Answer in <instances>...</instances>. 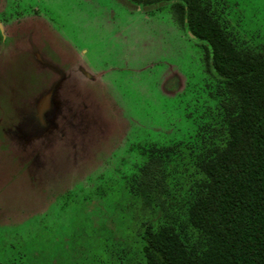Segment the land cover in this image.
I'll use <instances>...</instances> for the list:
<instances>
[{
    "label": "rangeland",
    "instance_id": "374dc122",
    "mask_svg": "<svg viewBox=\"0 0 264 264\" xmlns=\"http://www.w3.org/2000/svg\"><path fill=\"white\" fill-rule=\"evenodd\" d=\"M208 1L264 52V0ZM197 42L167 1L0 0V264H146L148 223L190 235L218 106Z\"/></svg>",
    "mask_w": 264,
    "mask_h": 264
},
{
    "label": "trees",
    "instance_id": "16d2710c",
    "mask_svg": "<svg viewBox=\"0 0 264 264\" xmlns=\"http://www.w3.org/2000/svg\"><path fill=\"white\" fill-rule=\"evenodd\" d=\"M127 1L170 2L217 86L214 123L201 117L194 133L195 163L207 184L186 210L183 227L193 235L165 221L148 223L146 264H264V52L235 42L208 0Z\"/></svg>",
    "mask_w": 264,
    "mask_h": 264
},
{
    "label": "water",
    "instance_id": "95a60500",
    "mask_svg": "<svg viewBox=\"0 0 264 264\" xmlns=\"http://www.w3.org/2000/svg\"><path fill=\"white\" fill-rule=\"evenodd\" d=\"M51 91H52V90H51ZM50 95H51V93H50V94H47L48 97H50ZM43 96H45V94H43L42 97H43ZM37 108L39 109V105L37 106ZM23 119H24V118H23ZM27 120H28V119H25V122H26ZM30 122H32V121H30V119H29V122H26L27 126H29V127H30V125H29ZM32 123H33V122H32ZM38 123H40V122L38 121ZM21 125H22V124H21ZM21 125L18 124V125L15 126L16 128H18L17 130H20ZM39 125H40V124H39ZM22 126H23V125H22ZM36 135H37V134H35L34 136H36Z\"/></svg>",
    "mask_w": 264,
    "mask_h": 264
}]
</instances>
